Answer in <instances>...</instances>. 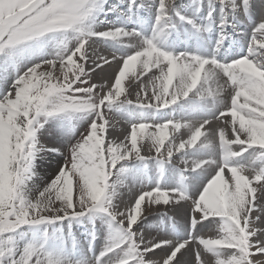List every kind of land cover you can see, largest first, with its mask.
I'll return each instance as SVG.
<instances>
[{"label":"snow or ice","instance_id":"obj_1","mask_svg":"<svg viewBox=\"0 0 264 264\" xmlns=\"http://www.w3.org/2000/svg\"><path fill=\"white\" fill-rule=\"evenodd\" d=\"M96 45L111 53L104 64H119L106 93L85 68L101 66ZM105 109L131 123L124 141L109 137ZM212 119L223 120L218 142L216 129L203 131ZM170 127L188 138L177 144ZM143 140L155 157L141 154ZM66 154L42 180L48 157ZM132 185L141 191L118 210L119 189ZM182 201L189 219L178 225L168 208L179 213ZM257 211L264 0H0V264H192L189 254L194 264H264ZM210 225L217 235L206 238Z\"/></svg>","mask_w":264,"mask_h":264},{"label":"rangeland","instance_id":"obj_2","mask_svg":"<svg viewBox=\"0 0 264 264\" xmlns=\"http://www.w3.org/2000/svg\"><path fill=\"white\" fill-rule=\"evenodd\" d=\"M117 55H119V53H117ZM89 63V62H88ZM88 63L85 65V68H86V66L88 65ZM118 67H119V64H117V63H114V65H113V69H112V72H110L109 74H106L105 75V78H104V80H106L107 78H109L110 80H111V83H110V85H108V86H112V85H114V79L113 78H115V76L117 75V70H118ZM87 68H88V70H90L91 71V69H90V67H88L87 66ZM111 75V76H110ZM151 75V74H150ZM102 76V75H101ZM101 76H98L99 77V79H100V81L101 82H103L102 81V79L100 78ZM112 80H113V82H112ZM142 81L144 82V83H147L148 82V77H142ZM221 82H223V80H220ZM220 82V84L221 85H223L224 83H221ZM91 83H96V81L95 80H93V79H91ZM130 83H132L133 85L136 83L135 81H132V78L131 77H129L128 79H126L125 80V88H126V94H128V93H130V95H128V97H131V98H136V93L137 92H140L141 91V89L139 88V87H129V85H130ZM213 86H214V84L211 86L212 87V89H213ZM129 88V89H128ZM216 88V86H214V89ZM230 88H226V91H225V96H227V94H228V92L229 91H231V89L229 90ZM97 91H99V90H97ZM105 93L107 92V91H104ZM141 96H143V93L141 92ZM135 102H136V99L134 100ZM105 114L108 116V117H115V116H117L116 114H114V113H109L108 111H107V109H105ZM112 114V115H111ZM117 121H119V122H117V121H115V123H116V126L118 127V129H117V131H118V134H117V132H112V135H110L109 134V137L110 138H114L116 141H123L122 139H120V138H118V136H120L121 138H123V139H125V137H127L129 134H130V131H131V125H130V123L128 122V121H120V119H118V118H115ZM121 122V123H120ZM122 122H125V123H122ZM114 124V123H113ZM121 124H123V125H121ZM224 125H223V123H222V125H221V127H223ZM149 131H154V129H149ZM169 131H170V135H174L175 134V132H173L171 129H169ZM229 134H231L230 132H229ZM188 133L187 134H185L184 133V136H183V138L184 139H187L188 138ZM77 139H79V136H77ZM139 143V146L141 147V154L142 155H145V156H150V154H151V156L150 157H152L153 155H154V157H155V155H157V153H156V151H155V149L151 146V143L148 141V140H143V141H139L138 142ZM166 146H169V141H165V145H164V147L161 149V152L164 150V148L166 147ZM166 155V154H165ZM48 159L49 160H53L54 161V163H53V165H52V167L51 168H49V167H47V169H44V171L43 172H45V173H47V176H43L42 175V180H47L48 179V177H51L52 175H53V173L56 171V165L58 164V163H62L63 162V160L64 159H67V154L63 157V158H60V157H52V156H50V157H48ZM247 174H249V175H251L252 173L251 172H249V173H247ZM115 177H113V179H114ZM41 186H43V184H41ZM253 186L254 187H256V185L255 184H253ZM127 189V190H126ZM126 189H123V192H122V195L119 197V201H123V203H125L127 206H131L132 205V203L134 202V198H135V195H136V193H138V192H140L141 191V188L140 189H134V190H131L132 189V187L128 190V188H127V186H126ZM131 190V191H130ZM144 190H146V189H144ZM148 190H151V188H148ZM134 191V192H133ZM133 192V193H132ZM257 195H258V197H259V189H258V192H257ZM76 196H77V192H76V190H75V188H74V193H73V198H74V200L76 199ZM121 202H120V204L118 205L119 206V208H118V210H120V211H127V208H125V206H122V204H121ZM183 205H184V210H182L181 212H179V213H177V212H175L174 210H172L171 209V206H169V208H168V210H169V214L170 215H172V216H175V219L177 220V221H181V223H179V222H177V224L178 225H182V224H184L185 222H186V220H188L189 219V216L188 215H186V213H188V212H190V205L189 204H191V202H188V203H185V202H181ZM257 203L259 204V200L257 201ZM124 204V205H125ZM145 206H147V205H145ZM158 207H160V209L161 210H163V206H153V212H155L156 210H157V208ZM257 215H260L261 216V219L259 220V221H256V223H254L253 224V227L254 228H256V229H258V230H260V231H264V214H261L260 212L258 213V211L257 212H254L253 213V218H255V216H257ZM179 219V220H178ZM181 219V220H180ZM205 223H207V222H205ZM218 227V225H210V226H208V228H206L204 231H203V233L202 234H204L205 235V237L207 238V237H209L210 235L212 236V237H214V236H216L217 235V232L215 231V229ZM73 231L75 232V234L77 235V237L78 238H80V237H82L83 235H84V229L83 228H81V227H79V226H76V227H74V229H73ZM207 233V234H206ZM210 233V234H209ZM208 235V236H207ZM214 235V236H213ZM98 244H97V247L98 248H102L103 247V238L102 237H100V236H98ZM254 239V241H255V238H253ZM164 255V253L163 252H160L159 250H157V252L152 256V257H150L151 259H160L162 256ZM212 259L211 257H206V259ZM187 259L190 261V262H192V264H194V257L192 256V254H189L188 255V257H187Z\"/></svg>","mask_w":264,"mask_h":264},{"label":"bare ground","instance_id":"obj_3","mask_svg":"<svg viewBox=\"0 0 264 264\" xmlns=\"http://www.w3.org/2000/svg\"><path fill=\"white\" fill-rule=\"evenodd\" d=\"M97 48V51H98V53L100 52V51H103V49L102 48H99L98 46L96 47ZM97 63H100L99 61H97ZM88 67H95V65H93L92 63H90V61H89V63H88V65H87ZM87 66H86V70L87 71H89L90 73H91V79H93V80H95L96 81V83L95 84H97L98 85V88H97V90H99L100 89V87H103V90L104 91H108L109 89L108 88H106L108 85H110V83H111V80L110 81H108V82H105V81H103V82H101L100 81V79H99V77L98 76H101V74H97L95 71L96 70H98V69H96V70H88V68H87ZM110 72H112V71H108V72H104L103 74H102V76L100 77L102 80H104V78H105V75L106 74H109ZM150 74L151 73H149L148 75L150 76ZM111 76V75H110ZM114 79V78H113ZM112 82H113V80H112ZM221 82V81H220ZM221 83H224V81L223 82H221ZM214 86H216L215 84H214ZM214 86H213V89H214ZM134 87V86H133ZM111 88V87H110ZM131 88V87H130ZM129 89V88H128ZM230 90V89H229ZM99 92V91H98ZM230 92V91H229ZM128 98H130V99H132L133 101L136 99V98H131V97H128ZM121 99H124V97L122 96L121 97ZM134 103H135V101H134ZM112 115V114H111ZM117 116H115V117H109V120H110V127H109V134L110 135H112V132H117V134H118V131H117V129L116 128H114V126H116V123H115V121H117L115 118H118V119H120V121H128V119H127V117H125V116H121V115H119V114H116ZM217 120V119H216ZM219 120H221V121H223L222 119H219ZM117 122H119V121H117ZM129 122V121H128ZM114 123V124H113ZM121 123V122H120ZM122 123H125V122H122ZM130 123V122H129ZM149 123H152L151 121H149ZM218 124V123H217ZM217 124H215L214 126L213 125H211V124H207V126H206V129H205V132L206 131H208L209 129H211V128H213V127H215V126H217ZM121 125H123V124H121ZM130 125H131V123H130ZM113 129H115V130H113ZM169 129H171V128H169ZM215 129H216V127H215ZM112 131V132H111ZM113 136V135H112ZM169 136H170V131H169ZM229 136H231V134H229ZM118 138H120V139H122L123 141L125 140V139H123V138H121L120 136H118ZM170 138H172V136H170ZM112 139H114V138H112ZM117 143H119V142H121V141H116ZM215 142H218V138L215 140ZM149 156V155H148ZM150 156H151V154H150ZM156 156V155H155ZM152 157H154V155L152 156ZM173 164H175L177 167H179V168H182V167H184V165L182 164V162H181V159H180V155H179V153H174V156H173ZM47 165H45L44 166V169H47ZM44 169H43V171H44ZM226 177H227V175H226ZM115 179V178H114ZM40 187H43V186H41L40 185ZM127 188H128V190L130 189V187H128L127 186ZM148 188H150V187H145L144 189H146V190H148ZM134 189H140V186L139 185H132V189L131 190H134ZM143 189V190H144ZM130 190V191H131ZM119 192H120V189H119ZM134 192V191H133ZM132 192V193H133ZM182 202H184V201H182ZM190 202V201H189ZM115 203L117 204V205H119L120 204V201H119V198H117V200L115 201ZM188 203V202H187ZM190 205V204H189ZM259 213V212H258ZM179 220V219H178ZM181 220V219H180ZM177 221V220H176ZM177 222H179V223H181V221H177ZM207 234V233H206ZM210 234V233H209ZM204 235V234H203ZM208 236V235H207ZM211 236V235H210ZM214 236V235H213ZM103 241V240H102ZM159 259V258H158ZM209 259V258H208Z\"/></svg>","mask_w":264,"mask_h":264}]
</instances>
